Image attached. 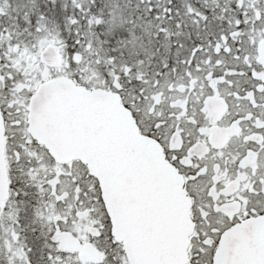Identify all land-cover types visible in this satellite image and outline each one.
<instances>
[{"label": "snow or ice", "instance_id": "6c2138e0", "mask_svg": "<svg viewBox=\"0 0 264 264\" xmlns=\"http://www.w3.org/2000/svg\"><path fill=\"white\" fill-rule=\"evenodd\" d=\"M0 264H264V0H0Z\"/></svg>", "mask_w": 264, "mask_h": 264}]
</instances>
